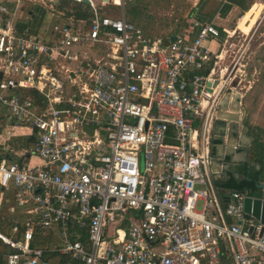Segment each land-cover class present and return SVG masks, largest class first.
<instances>
[{
	"label": "built area",
	"instance_id": "2783aa9c",
	"mask_svg": "<svg viewBox=\"0 0 264 264\" xmlns=\"http://www.w3.org/2000/svg\"><path fill=\"white\" fill-rule=\"evenodd\" d=\"M31 1L0 0V104L34 132L39 160L0 162V187L26 214L14 236L0 231V264H264V224L245 212L252 195L226 201L211 175L226 93L212 84L236 90L246 49L223 67L208 43L236 32L193 19L171 42L129 21L137 0L98 1L120 16L90 0V18L50 0L57 22L34 36L19 21Z\"/></svg>",
	"mask_w": 264,
	"mask_h": 264
},
{
	"label": "crops",
	"instance_id": "0c3cea01",
	"mask_svg": "<svg viewBox=\"0 0 264 264\" xmlns=\"http://www.w3.org/2000/svg\"><path fill=\"white\" fill-rule=\"evenodd\" d=\"M192 1L194 3L190 23L193 19H197L204 24L214 23L219 27L230 29L232 21L238 19L240 21V23L238 21V30L243 31L245 25L249 23L244 21L246 17L257 18L249 27L245 28L250 30H248L249 33L242 35L243 37L247 36V39L243 38L239 41L241 46L238 54L246 49L243 54L244 60H242L245 63L242 68L245 76L238 87L233 88L236 90L224 94L217 109V119L212 126V155L215 162L219 163L214 164L212 171L215 174V181H223L227 179L230 169H236L243 165H255L260 168V164L252 160L250 151L255 141L254 131H264V0H248L246 5L249 12L237 5H232L226 16H223V9L229 2L224 4L225 0ZM49 3L50 0H35L25 3L19 20L20 27L27 28L29 33L34 36H44L50 33L57 19L51 12ZM256 4L262 7L260 8ZM261 11L263 17L258 20L257 15H260ZM197 32L198 30H195L191 33L190 38H194ZM208 46L215 53H222L223 59L219 62L222 66V62L226 60L228 54L224 38L211 41ZM248 66H251V69H248ZM236 116L240 121L237 128L232 130L231 120ZM218 119L220 121L216 122ZM262 138L264 141V135ZM34 144V132L29 127H15L5 108L0 104V162H39L37 157L30 154ZM218 190L225 197L230 192ZM5 214L8 217H2ZM22 216L26 218L24 210L17 205L15 190L13 188L6 190L0 187V224L6 218L13 221V225L17 222L21 223ZM0 246L3 250L6 249L1 242ZM64 261L65 259L57 257L53 264H65Z\"/></svg>",
	"mask_w": 264,
	"mask_h": 264
},
{
	"label": "rangeland",
	"instance_id": "374dc122",
	"mask_svg": "<svg viewBox=\"0 0 264 264\" xmlns=\"http://www.w3.org/2000/svg\"><path fill=\"white\" fill-rule=\"evenodd\" d=\"M61 1V0H60ZM63 3L69 2V5H66L65 10H62L65 13H75V2L74 0H62ZM99 0H97L98 3ZM78 3V2H76ZM193 1L192 0H144L141 5H140V17L139 19L134 22L138 27L142 28L147 34L157 37V38H165L169 34H172L174 32L177 33H185L186 28L185 25L188 27L190 26V20H191V12L193 10ZM258 5L260 8L262 7L259 4ZM98 6L102 8L100 3H98ZM49 7V6H48ZM55 12L57 13L58 9L57 7L55 8ZM130 6H127L126 8V16L128 19L129 14H130ZM122 12V9H118L114 7L113 5L105 6L101 9V13L106 14V15H114V16H120ZM249 12V11H248ZM262 15V11L260 15L258 16V20ZM256 16V17H257ZM21 17V12L19 13V19ZM257 18L250 19V16L246 17L244 19L245 22H249L247 25H245V28L249 27V25L255 21ZM264 19V18H263ZM238 19H235L232 21L229 31L232 33H235L233 38L230 39V41L227 44V48L229 50L226 60L222 62V66H226L227 63L233 60V58L237 55V52L239 50V47L241 46L240 40L247 39L243 37L240 31H237L236 28L238 29ZM242 31L244 33H249V29H245ZM249 30V31H248ZM226 39V38H225ZM224 39V40H225ZM233 44V46L231 45ZM244 60V59H243ZM244 62V61H242ZM230 64V63H229ZM245 65V63H243ZM251 69V66H248V69ZM200 125V120L196 119L195 120V127H199ZM263 197V195H261ZM223 209H226V205L223 204ZM20 215V214H19ZM22 215V213H21ZM2 217H8L6 214L3 215ZM25 219L24 216H22L21 221ZM4 221L3 226H5V234L9 236H14L12 228H13V221H11L9 218H6ZM116 223H111L110 224V233L112 234L114 232V226ZM9 228H11V231H9ZM22 229V228H21ZM44 235V238L46 236L49 238L51 242H56L58 241V238L56 236H51L48 234V232L42 233ZM49 240H40L38 244L42 245L44 242H48Z\"/></svg>",
	"mask_w": 264,
	"mask_h": 264
},
{
	"label": "trees",
	"instance_id": "16d2710c",
	"mask_svg": "<svg viewBox=\"0 0 264 264\" xmlns=\"http://www.w3.org/2000/svg\"><path fill=\"white\" fill-rule=\"evenodd\" d=\"M143 1L144 0H137L136 2H133L128 5L131 8L129 14V18H130L129 21H131L132 23L136 22L139 19L140 5ZM247 1L248 0H229V4L226 5L223 9V16H226L227 12L231 10L232 5H237L243 10L248 11L249 9L246 5ZM69 4H70L69 2L63 3V1L61 0L56 7L60 9V11H62L65 10L66 5ZM75 9H76L75 13H66V14L74 15L77 18H90V16H92L93 13L90 6L84 3L75 2ZM184 28L188 29L189 27L185 25ZM144 33L146 32L144 31ZM172 35H181V33L174 32L172 34H169L165 38L170 37ZM254 135H255V141L251 146L252 148L250 152L252 155V160L255 161L256 163H259L260 168H257V166L243 165L236 169H230V171H228L227 173L226 180L215 181V185L218 189L227 190V191L247 192L252 196L257 194L259 196L261 195L264 196V192L258 189V185L264 181V141L262 138L264 135V131L263 130H259L258 132L254 131ZM3 224L4 221H2L0 224V230L2 231L5 230V226H3ZM9 231H11V228H9ZM84 234H85L84 236H86V231L84 232ZM67 261L68 260H65L64 262L66 263Z\"/></svg>",
	"mask_w": 264,
	"mask_h": 264
},
{
	"label": "water",
	"instance_id": "95a60500",
	"mask_svg": "<svg viewBox=\"0 0 264 264\" xmlns=\"http://www.w3.org/2000/svg\"><path fill=\"white\" fill-rule=\"evenodd\" d=\"M107 1V0H105ZM55 4H58L60 2V0H55L54 1ZM83 3L86 4V5H89L90 4V0H83ZM177 40V36L176 35H173L170 37V41L171 42H175ZM0 76H1V73H0ZM208 86H211V83L208 82ZM212 86L215 88V87H221L222 89H225L224 92H230V88L229 86L227 85L226 83V80L224 78H218L214 81V83L212 84ZM219 117V116H218ZM220 120L218 119L216 122H219ZM240 119L239 117H232V120H231V129L234 130L235 128H237V125L239 123ZM222 122V121H221ZM213 153V152H212ZM246 155V152L244 153V156ZM214 164H219V163H216L214 158H213V161H212V164H211V175L213 177V179L215 180V174L213 173L212 171V167L214 166ZM258 189L262 192H264V181L261 182L259 185H258ZM228 196L227 197H224V199L226 201H228ZM245 212L247 214H251L253 215L256 219L258 220H261L264 224V200L262 198V196H259V195H256V196H251V197H246L245 199Z\"/></svg>",
	"mask_w": 264,
	"mask_h": 264
},
{
	"label": "flooded vegetation",
	"instance_id": "af4514ba",
	"mask_svg": "<svg viewBox=\"0 0 264 264\" xmlns=\"http://www.w3.org/2000/svg\"><path fill=\"white\" fill-rule=\"evenodd\" d=\"M251 166V165H250ZM255 166V165H254Z\"/></svg>",
	"mask_w": 264,
	"mask_h": 264
},
{
	"label": "bare ground",
	"instance_id": "6f19581e",
	"mask_svg": "<svg viewBox=\"0 0 264 264\" xmlns=\"http://www.w3.org/2000/svg\"><path fill=\"white\" fill-rule=\"evenodd\" d=\"M225 100V99H224Z\"/></svg>",
	"mask_w": 264,
	"mask_h": 264
}]
</instances>
